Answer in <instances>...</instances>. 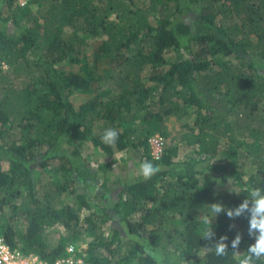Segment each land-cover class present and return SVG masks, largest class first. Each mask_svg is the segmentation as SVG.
<instances>
[{"label": "trees", "instance_id": "trees-1", "mask_svg": "<svg viewBox=\"0 0 264 264\" xmlns=\"http://www.w3.org/2000/svg\"><path fill=\"white\" fill-rule=\"evenodd\" d=\"M191 116L195 148L180 158L163 144L154 159L149 135L163 143L169 117ZM108 128L119 131L112 146ZM241 129L252 143L238 153L220 133ZM92 148L122 153L135 172L99 176ZM226 148L232 182L213 172ZM144 160L159 169L148 180ZM251 187L264 189V0H0V239L11 251L53 262L84 236L76 256L88 264H237L231 240L242 235L243 256L248 219L210 206L235 208Z\"/></svg>", "mask_w": 264, "mask_h": 264}, {"label": "rangeland", "instance_id": "rangeland-1", "mask_svg": "<svg viewBox=\"0 0 264 264\" xmlns=\"http://www.w3.org/2000/svg\"><path fill=\"white\" fill-rule=\"evenodd\" d=\"M68 34L69 31L64 30L63 33L61 34V37L67 41L68 40ZM87 40V45L84 48V54L86 55V57L89 60V63H91L92 61V44L95 42V40L86 37L85 38ZM177 58H170L169 62H174ZM166 68H163L164 71H166ZM99 76H102L103 78L107 75L104 71V67H101L99 69L98 72ZM145 76V74H144ZM102 80L100 81V85L102 84ZM107 85L104 83L103 89H106ZM86 99H88V97H82L80 96L78 98V102L81 103L83 101H85ZM193 122V116L191 117H186L184 119L181 120H177L175 117H169L166 120L165 123V127L163 132H165V134L167 135L166 138H163V144H172L173 146L178 148V154L180 158H183L189 151H191L192 149L195 148V146L193 145L194 142V134H192L191 132H189V129H187V126L191 127V124ZM156 127V126H155ZM159 135L158 131L156 130L155 132H153L152 134L149 135V138H153L154 136ZM220 139H222V142H227V145L229 147H237L238 148V153L240 152V150L244 151L245 149L242 148H248V144L252 143V137L249 136L248 131L241 129V130H237L236 131V138L230 139L227 138V136H225V134H221L220 133ZM233 140V141H232ZM258 144L262 143L261 140H257ZM227 153H225L224 155H221L218 160L215 162V166L213 169V172L216 174H225L228 181L232 182L233 176L232 173L230 171H226L225 169L228 168L229 164L232 163L234 166L236 164V161L234 159V155L231 154L230 152H232V150L230 148H226ZM92 154L89 156V159H91L94 156H100V160H99V165L96 166V168L99 170H104L103 172L99 173V176H113L116 178H126V175H128L129 177L135 172V170H133V168L125 170L124 169V164H123V160H124V155L122 153H116L113 157H108L107 155H102V153L96 149V148H92ZM151 153H152V149H151ZM249 154V152H247ZM249 161H245V163H241L243 162L242 159H240V164H243L244 166H249V169H245V175H244V180L247 181L251 175V173L253 172V167H251L250 164H248L249 162L251 163V156L249 157ZM53 167V166H52ZM52 167H50V169H52ZM134 171V172H133ZM51 174L50 171L47 170V172L43 175V178L45 181L51 179L50 178ZM55 202H61L60 198H57L55 200ZM110 209L108 207V212H110ZM139 216V215H138ZM138 216H136L135 218L138 219ZM116 228L120 229V226L118 223H115ZM62 227L60 225H56L52 228H50V231H61ZM90 243V239L87 237L82 236L77 244L75 246H73V248L75 249L76 253H81L83 254L84 252L82 250L85 249V251L87 250V246ZM127 249H125L124 251L121 252L122 255H125L127 253Z\"/></svg>", "mask_w": 264, "mask_h": 264}, {"label": "clouds", "instance_id": "clouds-1", "mask_svg": "<svg viewBox=\"0 0 264 264\" xmlns=\"http://www.w3.org/2000/svg\"><path fill=\"white\" fill-rule=\"evenodd\" d=\"M119 137V131L114 128L105 129L101 136V141L104 144L112 146L116 143ZM158 167L150 161L144 160L139 165V174L143 179L148 180L156 174ZM248 191V198H245L237 207L225 209L222 204L214 203L210 206V211L213 216H218L224 213L229 219L235 220L246 215L248 219L247 232L249 237L254 240V243L247 247L246 253L241 256L239 246L242 241V235L237 233L231 240V249L236 256L237 264H255L256 261H264V189L260 187H251ZM237 192V190L233 191ZM205 224L211 225V219L205 218ZM234 227V225L232 226ZM215 236L211 227L205 229L203 238L211 240ZM227 236H221L219 241L214 245V254L216 256H225L228 252L229 245Z\"/></svg>", "mask_w": 264, "mask_h": 264}, {"label": "built area", "instance_id": "built-area-1", "mask_svg": "<svg viewBox=\"0 0 264 264\" xmlns=\"http://www.w3.org/2000/svg\"><path fill=\"white\" fill-rule=\"evenodd\" d=\"M29 0H16L20 8H25ZM154 159H159L162 153V139L156 135L149 140ZM0 264H88L84 259L76 256L73 246L66 248V255L56 258L53 262H47L33 255H22L19 252H13L0 239Z\"/></svg>", "mask_w": 264, "mask_h": 264}]
</instances>
